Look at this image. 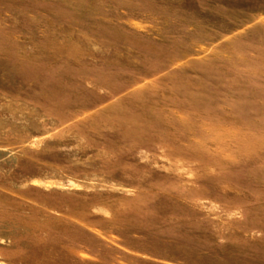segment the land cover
Wrapping results in <instances>:
<instances>
[{
	"label": "rangeland",
	"instance_id": "374dc122",
	"mask_svg": "<svg viewBox=\"0 0 264 264\" xmlns=\"http://www.w3.org/2000/svg\"><path fill=\"white\" fill-rule=\"evenodd\" d=\"M0 264H264V0H0Z\"/></svg>",
	"mask_w": 264,
	"mask_h": 264
}]
</instances>
